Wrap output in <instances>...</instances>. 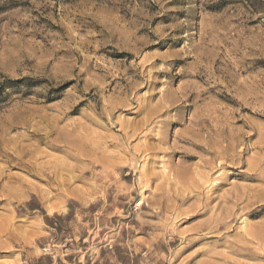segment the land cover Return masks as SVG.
<instances>
[{
	"label": "rangeland",
	"instance_id": "1",
	"mask_svg": "<svg viewBox=\"0 0 264 264\" xmlns=\"http://www.w3.org/2000/svg\"><path fill=\"white\" fill-rule=\"evenodd\" d=\"M0 264H264V0H0Z\"/></svg>",
	"mask_w": 264,
	"mask_h": 264
}]
</instances>
